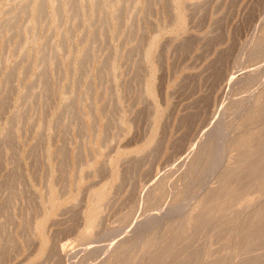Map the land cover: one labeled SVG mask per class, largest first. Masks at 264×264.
<instances>
[{
    "label": "rangeland",
    "instance_id": "rangeland-1",
    "mask_svg": "<svg viewBox=\"0 0 264 264\" xmlns=\"http://www.w3.org/2000/svg\"><path fill=\"white\" fill-rule=\"evenodd\" d=\"M28 1L0 0V264H264V0Z\"/></svg>",
    "mask_w": 264,
    "mask_h": 264
},
{
    "label": "bare ground",
    "instance_id": "bare-ground-1",
    "mask_svg": "<svg viewBox=\"0 0 264 264\" xmlns=\"http://www.w3.org/2000/svg\"><path fill=\"white\" fill-rule=\"evenodd\" d=\"M57 1V0H56ZM113 1V0H112ZM111 1V2H112ZM140 1V0H139ZM27 2H30V1H28L27 0ZM41 2H43L42 0H41ZM39 3H40V0H39ZM41 4V3H40ZM40 4H38V5H40ZM44 4H45V2H44ZM66 4V3H65ZM26 5V4H25ZM24 5V6H25ZM27 5H28V7H29V3H27ZM27 5L25 6V9H26V7H27ZM113 5H114V3H113ZM138 5V4H137ZM43 5H41L40 6V8L42 7ZM28 7H27V9L25 10L26 12H27V10H28ZM138 7V6H137ZM40 8H38V9H40ZM60 8H61V6H60ZM59 8V9H60ZM69 8V7H68ZM56 9V8H55ZM78 10H79V8H77ZM139 9V8H138ZM41 10V9H40ZM39 10V11H40ZM45 10V9H44ZM57 10H58V8H57ZM61 10V9H60ZM59 10V11H60ZM23 12H24V7H23V10H22ZM46 11V10H45ZM45 11H44V13H45ZM81 11V10H80ZM79 11V12H80ZM41 12V13H40ZM39 13L42 15V11H40ZM29 13V12H28ZM60 13H62L61 11H60ZM57 14V13H56ZM59 14V13H58ZM40 15V16H41ZM44 15H47V14H44ZM143 15H144V13H143ZM29 16V15H28ZM37 17H38V15H36ZM44 17V16H43ZM56 17H57V15H56ZM145 17V16H144ZM42 18V17H41ZM48 18V17H47ZM36 20H38V18H36ZM56 20H57V18H56ZM36 24H38L37 22H36ZM37 26V25H36ZM55 26V25H54ZM141 29V28H140ZM27 30H28V28H27ZM30 30V29H29ZM35 30H36V28H35ZM173 30V29H172ZM170 31V30H169ZM27 33H28V38H29V31H27ZM154 37V36H153ZM158 37V35H155V37L154 38H157ZM29 43V42H28ZM151 47H152V45L145 51V56H148V55H150L149 53H150V51H151ZM26 48V47H25ZM128 50V49H127ZM126 50V51H127ZM141 50V49H140ZM25 51V50H24ZM54 51H56L55 49H54ZM144 52V51H143ZM139 53H141L140 51H139ZM126 54H127V52H126ZM126 54L124 53V55L126 56ZM153 54V53H152ZM125 56H124V58H125ZM141 56V55H140ZM142 57V56H141ZM127 58V57H126ZM148 62V61H147ZM146 69V68H145ZM143 70H144V68H143ZM142 82V81H141ZM125 90H126V87H125ZM149 104H151V103H149ZM151 106V105H150ZM152 109V108H151ZM153 110V109H152ZM231 181V180H230ZM95 198V197H94ZM94 198H92V200L94 199ZM56 199V198H55ZM180 209V208H179ZM182 210H184V207L182 208ZM182 210L180 209V212H182ZM176 212H178V211H176ZM156 219H158V218H156V217H154V218H151V219H149L148 220V223H153Z\"/></svg>",
    "mask_w": 264,
    "mask_h": 264
}]
</instances>
